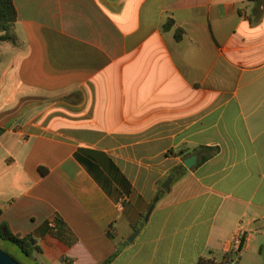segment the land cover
Instances as JSON below:
<instances>
[{"label":"crops","instance_id":"0c3cea01","mask_svg":"<svg viewBox=\"0 0 264 264\" xmlns=\"http://www.w3.org/2000/svg\"><path fill=\"white\" fill-rule=\"evenodd\" d=\"M13 2L0 223L28 264H264V0Z\"/></svg>","mask_w":264,"mask_h":264},{"label":"trees","instance_id":"16d2710c","mask_svg":"<svg viewBox=\"0 0 264 264\" xmlns=\"http://www.w3.org/2000/svg\"><path fill=\"white\" fill-rule=\"evenodd\" d=\"M16 21H17V10L13 0H0V42H8L14 45L17 44L18 39L14 29ZM173 25H174V20L170 19L164 24L163 29L167 30L171 28ZM182 35H183V29L177 30L176 32L177 40H180L182 38ZM207 150L209 151L208 156H211L216 151V149H207ZM179 154H183V152ZM208 156H202L200 159V163L205 161ZM1 215H2V209L0 208V217ZM6 242L15 245L23 254L29 257L32 256L34 252L39 250V246L37 245V240L35 239L34 236L29 235V236L21 237L19 235H16L11 231L9 225L6 222H1L0 247L2 248V246ZM113 259L114 256L111 257L109 260H107L104 264H110ZM200 264H217V263L201 260Z\"/></svg>","mask_w":264,"mask_h":264},{"label":"water","instance_id":"95a60500","mask_svg":"<svg viewBox=\"0 0 264 264\" xmlns=\"http://www.w3.org/2000/svg\"><path fill=\"white\" fill-rule=\"evenodd\" d=\"M197 163V156L193 155L190 156L188 158H186L184 160V165L188 168V169H192ZM173 181V177H169L168 180L163 184V191H169L170 185ZM159 195L154 199L146 217H145V221L147 222L149 220V217L153 211V209L155 208V205L157 204L158 200H159ZM137 236V234H135L129 241H133V239ZM0 264H20L16 259H14L10 254H8L4 249H2L0 247Z\"/></svg>","mask_w":264,"mask_h":264},{"label":"rangeland","instance_id":"374dc122","mask_svg":"<svg viewBox=\"0 0 264 264\" xmlns=\"http://www.w3.org/2000/svg\"><path fill=\"white\" fill-rule=\"evenodd\" d=\"M2 248L7 251L14 259H16L20 264H28V257L23 254L15 245L6 242Z\"/></svg>","mask_w":264,"mask_h":264},{"label":"built area","instance_id":"2783aa9c","mask_svg":"<svg viewBox=\"0 0 264 264\" xmlns=\"http://www.w3.org/2000/svg\"><path fill=\"white\" fill-rule=\"evenodd\" d=\"M48 226L50 227V228H52V229H55V227H56V223H55V220L54 219H51V220H49V222H48ZM242 236L241 235H239V236H237L236 238H235V240H234V245L237 247V250H238V252H239V250H240V248H241V246H242ZM237 261H238V258H228L226 261H225V263L224 264H236L237 263Z\"/></svg>","mask_w":264,"mask_h":264}]
</instances>
